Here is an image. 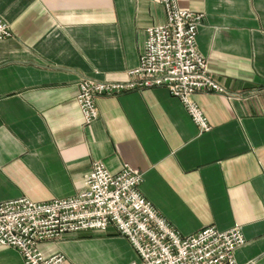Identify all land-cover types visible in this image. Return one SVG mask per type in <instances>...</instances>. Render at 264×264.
<instances>
[{"label": "crops", "instance_id": "obj_1", "mask_svg": "<svg viewBox=\"0 0 264 264\" xmlns=\"http://www.w3.org/2000/svg\"><path fill=\"white\" fill-rule=\"evenodd\" d=\"M204 14L197 45L232 98L198 91L202 132L167 87L97 98L84 124L77 81H127L148 26L166 21L156 0H0L12 36L0 39V201L76 194L94 164L143 171L141 192L182 234L239 225L237 264H264V0H177ZM65 264H139L124 236L67 233L42 242ZM0 264H25L0 244Z\"/></svg>", "mask_w": 264, "mask_h": 264}, {"label": "built area", "instance_id": "obj_2", "mask_svg": "<svg viewBox=\"0 0 264 264\" xmlns=\"http://www.w3.org/2000/svg\"><path fill=\"white\" fill-rule=\"evenodd\" d=\"M166 9V21L148 26L138 65L127 81L81 77L78 101L84 124L100 117L97 98L126 91L167 87L183 103L192 122L202 132L211 124L194 99L198 91L232 98L212 77L206 56L199 51L197 32L204 14L178 6L177 0H156ZM12 36L0 15V39ZM143 171L123 163L111 171L94 161L80 190L71 196L33 201L22 195L0 201V244L19 250L25 264H65L62 252L46 257L42 242H53L67 233L109 232L132 244L139 264H237L234 252L245 243L243 229L215 225L182 235L141 192Z\"/></svg>", "mask_w": 264, "mask_h": 264}]
</instances>
